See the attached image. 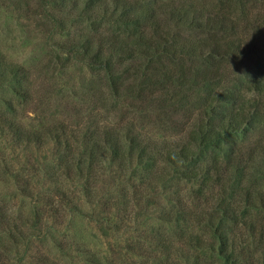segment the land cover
I'll use <instances>...</instances> for the list:
<instances>
[{
	"label": "trees",
	"instance_id": "trees-1",
	"mask_svg": "<svg viewBox=\"0 0 264 264\" xmlns=\"http://www.w3.org/2000/svg\"><path fill=\"white\" fill-rule=\"evenodd\" d=\"M61 5L85 21L58 42L91 74L74 96L101 111L78 128L58 121L39 129L20 121L13 103L0 112L15 146L54 145L40 185L0 162V184L42 205L17 214L0 193V264L70 263L29 251L37 241L71 246L58 226L100 203L97 185L111 172L134 183L140 201L167 195L159 216L175 231L156 237L160 264H264V0ZM0 80L33 99L31 71L1 50ZM72 248L88 264L103 262L86 243Z\"/></svg>",
	"mask_w": 264,
	"mask_h": 264
},
{
	"label": "rangeland",
	"instance_id": "rangeland-1",
	"mask_svg": "<svg viewBox=\"0 0 264 264\" xmlns=\"http://www.w3.org/2000/svg\"><path fill=\"white\" fill-rule=\"evenodd\" d=\"M61 2L0 0V50L9 61L29 68L34 88L33 99L27 101L13 94L0 80V112L13 103L17 117L31 128L39 129L58 121L78 128L92 112L101 111L88 96L81 101L74 96L81 84L88 83L91 74L84 62L64 52L58 42L78 34L85 21L75 17ZM51 150L53 144L41 149L19 148L0 127V162L18 171L24 180L41 184L44 179L41 169L50 161ZM116 176L117 173L111 172L97 185L99 204H85L84 213L75 214L68 228L62 223L58 226L65 234L59 233L58 239L67 240L71 246L61 250L51 240L45 246L37 241L29 252L52 251L62 260H69L67 264H88L85 255L75 253L72 248L79 242L99 251L102 264H160L164 257L160 256L156 237L160 233L171 236L175 231L173 224L159 216L158 206L166 205L167 195L148 192L147 198L140 201L133 198L134 183L119 181ZM5 178L12 181V175ZM0 193L17 214H26L32 204H37L36 199L24 197L12 182H2ZM179 241L185 248L183 241ZM20 256L13 255L12 259Z\"/></svg>",
	"mask_w": 264,
	"mask_h": 264
}]
</instances>
